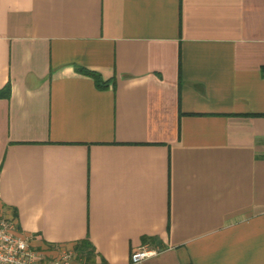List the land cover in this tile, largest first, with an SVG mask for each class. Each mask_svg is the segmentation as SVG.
Returning <instances> with one entry per match:
<instances>
[{"label": "crops", "instance_id": "crops-1", "mask_svg": "<svg viewBox=\"0 0 264 264\" xmlns=\"http://www.w3.org/2000/svg\"><path fill=\"white\" fill-rule=\"evenodd\" d=\"M0 215L77 264H264V0H0Z\"/></svg>", "mask_w": 264, "mask_h": 264}, {"label": "built area", "instance_id": "built-area-1", "mask_svg": "<svg viewBox=\"0 0 264 264\" xmlns=\"http://www.w3.org/2000/svg\"><path fill=\"white\" fill-rule=\"evenodd\" d=\"M31 235L18 232L15 218L0 215V264H77L80 253L62 244L36 247ZM159 249L143 245L135 250L131 259L140 262L159 253ZM86 264V263H85Z\"/></svg>", "mask_w": 264, "mask_h": 264}, {"label": "trees", "instance_id": "trees-1", "mask_svg": "<svg viewBox=\"0 0 264 264\" xmlns=\"http://www.w3.org/2000/svg\"><path fill=\"white\" fill-rule=\"evenodd\" d=\"M77 69L85 74L92 76L99 86H106L108 83V81L105 80L102 75L95 70H90L84 67H77ZM77 246L80 253L84 254L87 259L90 260V258L92 257V251L88 242H80Z\"/></svg>", "mask_w": 264, "mask_h": 264}]
</instances>
